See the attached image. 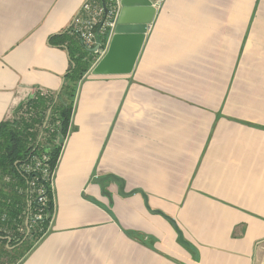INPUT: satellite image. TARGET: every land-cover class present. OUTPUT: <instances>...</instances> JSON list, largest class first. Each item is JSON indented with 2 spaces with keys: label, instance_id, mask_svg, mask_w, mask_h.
<instances>
[{
  "label": "crops",
  "instance_id": "0c3cea01",
  "mask_svg": "<svg viewBox=\"0 0 264 264\" xmlns=\"http://www.w3.org/2000/svg\"><path fill=\"white\" fill-rule=\"evenodd\" d=\"M151 1L131 73L94 76L91 53L53 218L19 264H252L263 247L264 0ZM86 2L0 0V122L58 93L70 55L49 38ZM104 175L146 202L106 196Z\"/></svg>",
  "mask_w": 264,
  "mask_h": 264
},
{
  "label": "trees",
  "instance_id": "16d2710c",
  "mask_svg": "<svg viewBox=\"0 0 264 264\" xmlns=\"http://www.w3.org/2000/svg\"><path fill=\"white\" fill-rule=\"evenodd\" d=\"M49 43L69 50L70 65L60 90L54 94L36 92L16 109L12 120L0 122V264H19L53 218L54 175L70 131L77 92L88 75L94 53L71 27L51 36ZM36 159L47 167L46 175L41 169H33ZM38 191L45 198L43 203L37 201ZM21 228L23 233L19 232ZM32 237L36 240L30 244Z\"/></svg>",
  "mask_w": 264,
  "mask_h": 264
},
{
  "label": "water",
  "instance_id": "95a60500",
  "mask_svg": "<svg viewBox=\"0 0 264 264\" xmlns=\"http://www.w3.org/2000/svg\"><path fill=\"white\" fill-rule=\"evenodd\" d=\"M101 3L104 8V16L98 27L97 33L100 32L102 24L109 13V5L111 3L115 7L114 23L113 26L107 29V32L111 34V36L108 40L105 53L97 63L92 66L89 72L94 76L129 74L140 53L147 29L154 19L156 8L153 6L151 0H112L110 4L107 3L106 0H101ZM97 49L98 47L96 46L91 50L95 52ZM56 98L57 96L55 99ZM49 114L50 109L47 112L46 120ZM94 182L101 186L103 194L106 196H109L106 187L108 182H110L118 186L120 195L128 197L135 193H140L146 202V196L140 189L125 191V182L114 175L96 177ZM151 212L160 213L157 210H151ZM27 223L28 220L26 221V226Z\"/></svg>",
  "mask_w": 264,
  "mask_h": 264
},
{
  "label": "built area",
  "instance_id": "2783aa9c",
  "mask_svg": "<svg viewBox=\"0 0 264 264\" xmlns=\"http://www.w3.org/2000/svg\"><path fill=\"white\" fill-rule=\"evenodd\" d=\"M162 1L163 0H157V3ZM106 2L110 4L112 0H106ZM109 6V13L107 14V17L102 24L101 30L98 33L100 36L104 37L103 41L97 42L96 40L98 27L104 16V8L102 6L101 0H87L83 6L82 13L80 12L79 15L75 17L72 25L73 27H71L73 32L77 35L78 39L85 45V47L92 49L97 46L98 49L95 52H100L101 54L105 53L107 48L106 45L108 44V40L111 36V34L107 32V29H109L110 26H113L114 23L115 7L112 3ZM41 161L42 160L40 159H36L33 169H41L42 173L46 175L48 173V169L47 167L43 166ZM30 187L31 189L35 187L34 182L30 183ZM38 194L39 196L37 201L39 203H43L45 198L42 195V192L38 191Z\"/></svg>",
  "mask_w": 264,
  "mask_h": 264
},
{
  "label": "rangeland",
  "instance_id": "374dc122",
  "mask_svg": "<svg viewBox=\"0 0 264 264\" xmlns=\"http://www.w3.org/2000/svg\"><path fill=\"white\" fill-rule=\"evenodd\" d=\"M20 116H23L24 115V112L23 114H19ZM25 117V116H24ZM13 119V118H12ZM26 221H27V218L26 220L24 221V225L26 226ZM20 233H23L24 232V229L21 228L19 229ZM35 237H32L30 238V244H33V242L35 241ZM252 264H264V244H263V247L259 250V252L257 254H255L254 258H253V263Z\"/></svg>",
  "mask_w": 264,
  "mask_h": 264
}]
</instances>
